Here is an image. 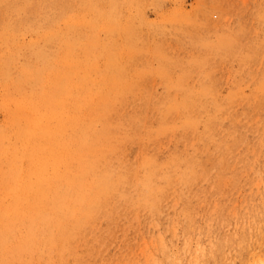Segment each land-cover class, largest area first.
I'll list each match as a JSON object with an SVG mask.
<instances>
[{
    "label": "rangeland",
    "instance_id": "374dc122",
    "mask_svg": "<svg viewBox=\"0 0 264 264\" xmlns=\"http://www.w3.org/2000/svg\"><path fill=\"white\" fill-rule=\"evenodd\" d=\"M88 90H108L98 105L116 98L109 127L93 124L96 142L114 131L96 152L113 179L130 178L102 200L111 167L80 180L90 158L66 162L79 148L65 105ZM69 204L79 212L64 216ZM45 233L74 236L81 258H60L63 239L45 249ZM261 255L264 0H0V264H264Z\"/></svg>",
    "mask_w": 264,
    "mask_h": 264
},
{
    "label": "bare ground",
    "instance_id": "6f19581e",
    "mask_svg": "<svg viewBox=\"0 0 264 264\" xmlns=\"http://www.w3.org/2000/svg\"><path fill=\"white\" fill-rule=\"evenodd\" d=\"M99 91L100 92H94L92 90H88V92L82 98H80L78 100L73 99V100L67 102L66 105H65V109L67 110V114H66V120L67 121L66 122H67V128H68V139L70 140V142H73L76 145L74 148H79L75 152L70 153V156L66 155V162L67 161L72 162V160L73 161L76 160L77 161V165H78L82 154H83L84 157H89L90 158L89 163H84L83 166H82V163H81V165L78 167V171H79V174H80V180H86L87 179L86 172L90 168H94L96 170H104V169H107L108 167H111V171H110L111 175L107 174L104 171H102V174L105 175L107 177V179H108V180L106 179L107 181H105V183L99 182V186H100L101 191H102V193L99 194V198L102 200L104 198V196L105 197H109L110 196V194H106V192H105L106 190H109L111 192V194H112L114 192V190L121 189L123 184L129 183L130 182L129 181L130 178H129V176L126 173H121L119 175V178H120L119 181H116L115 179H113V172H114L113 167L107 162L106 159L102 158L100 156V154L98 152H96L97 151L96 150L97 144L105 145V146L108 147V143L109 142L111 143V141H112V139H110V137L111 138L114 137V131H113L112 127H111V129H109L108 132H107V136H105V138H103V140H99L98 142H96V139H99L97 137H100V136H97L95 134V131L93 129V124L95 123V121H97L100 118H106L105 119V125L102 126V129H106L107 127H109V122H112V121L108 120V118L110 117L111 111L113 110V107H114V104H115L114 103V99H116V98H111L106 104L98 105L99 102H100V97L102 96V94L106 93L108 90H99ZM103 98H105V95H103ZM131 117L134 118L135 116H131ZM76 128L81 130V135L80 136H78V133L76 132ZM82 148H83V152L81 151ZM106 150H109V149L106 148ZM101 204H102V202H99L98 200L91 201L88 204V208H89V213H90L91 219H93V213H92L93 208L94 209H100V205ZM63 205H67V204L64 203ZM70 207H71V209L69 211L65 212L63 214L64 216L65 215H69V214H76V213L79 212V205L71 204ZM84 212H85V209H84ZM95 214H97V213H95ZM247 215H248V213H247ZM260 216H261V214H260ZM64 221H67V219H64ZM247 221H249V220H247ZM1 223L5 224L6 222L4 220H1ZM246 223L247 222H245V224ZM259 223H260V221H259ZM252 224H253V222L251 223L250 226H253ZM226 227L228 228V224H227ZM241 228H242V224H241ZM80 230H83V229L81 228ZM242 230H243V228H242ZM259 230H260V228H259ZM259 230H258V232H259ZM84 231L82 232L83 234H84ZM223 231H224V229H223ZM237 233H238V231H237ZM244 234L247 236L246 231H245ZM205 236H207V235H205ZM66 237H71V240L69 238H66L65 241H64V239H63L64 235H61V234H58V238H56V237L50 236L48 233H45V234L42 235V240L45 243L44 248L48 249L47 248V246H48L51 250H53V246L52 245H53L54 241L63 239V240H61L60 245L57 247L58 251L61 253L60 258L62 260H68V259H70L73 256H78V257L81 258V255H80V253L77 250V248L79 246V241L74 236L68 235ZM244 238L246 239V237H244ZM159 239H161V234H160V238ZM255 240H256V238H255ZM228 241H230V239ZM63 242L67 243V244L64 246ZM68 242L72 243V245H69ZM230 242H232V241H230ZM230 242H229V244H230ZM146 244H147V242H146ZM225 244H226V242H225ZM225 244H224V246H226ZM232 244H233V242H232ZM70 249H72V251H75L73 255H71V254L67 255L65 253L66 250H70ZM141 250H143V249H141ZM232 250H233V246H232ZM201 251H202L201 248H199L197 250V254L194 255L196 259L199 257V254L201 253ZM207 252H208V250H207ZM236 252H237V250H236ZM211 253H212V251H211ZM144 254H145V252H144ZM151 254H153V252H151ZM208 254H209V252H208ZM256 255H257V253H256ZM261 257H262V255H261ZM47 258H48L47 256H45V257L40 256L39 257L40 260L41 259L47 260ZM263 258H264V256L262 257V259ZM255 259H257V257ZM153 261H155V260H153ZM49 262H50V260H48V263ZM146 262H148V261H146ZM245 262H246V260H245ZM200 263L203 264V262H201V261H200ZM197 264H198V262H197Z\"/></svg>",
    "mask_w": 264,
    "mask_h": 264
}]
</instances>
